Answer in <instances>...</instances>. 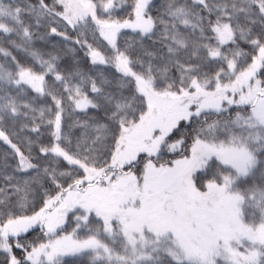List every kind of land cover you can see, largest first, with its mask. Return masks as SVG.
Returning <instances> with one entry per match:
<instances>
[{
  "label": "snow or ice",
  "instance_id": "1",
  "mask_svg": "<svg viewBox=\"0 0 264 264\" xmlns=\"http://www.w3.org/2000/svg\"><path fill=\"white\" fill-rule=\"evenodd\" d=\"M0 264H264V0H0Z\"/></svg>",
  "mask_w": 264,
  "mask_h": 264
}]
</instances>
